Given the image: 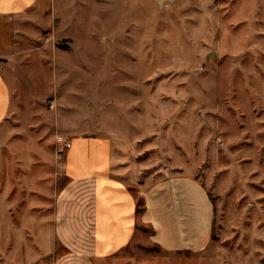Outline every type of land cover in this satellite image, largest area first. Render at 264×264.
Listing matches in <instances>:
<instances>
[{
	"label": "rangeland",
	"instance_id": "1",
	"mask_svg": "<svg viewBox=\"0 0 264 264\" xmlns=\"http://www.w3.org/2000/svg\"><path fill=\"white\" fill-rule=\"evenodd\" d=\"M11 24L0 22V50L20 33L0 60L13 93L0 199L17 228L7 235L0 220V264L65 253L53 220L69 182L60 137L112 139L120 179L190 175L212 200L202 248L168 252L143 229L93 264H264V0H42Z\"/></svg>",
	"mask_w": 264,
	"mask_h": 264
},
{
	"label": "crops",
	"instance_id": "2",
	"mask_svg": "<svg viewBox=\"0 0 264 264\" xmlns=\"http://www.w3.org/2000/svg\"><path fill=\"white\" fill-rule=\"evenodd\" d=\"M41 4L42 0H0V22L6 23V29L11 23L18 26ZM19 35L16 29L10 49L0 50V60L15 56ZM4 73L0 67L1 146L8 137L4 127L13 120V93ZM118 159L112 139L72 140L66 164L69 182L55 201V236L65 250L55 264H93L118 257L143 238V229L150 231L152 242L168 252L198 250L209 241L215 217L211 225V199L195 177L169 175L154 182L152 178L145 183L125 181L116 171ZM121 176L129 177L128 173ZM4 201L0 199V220H5L9 235L17 225L14 206L5 209ZM8 214L11 218L7 221ZM32 222L33 218L27 217L21 224L25 238L29 230L32 232L28 227ZM2 229L0 225V232Z\"/></svg>",
	"mask_w": 264,
	"mask_h": 264
},
{
	"label": "built area",
	"instance_id": "3",
	"mask_svg": "<svg viewBox=\"0 0 264 264\" xmlns=\"http://www.w3.org/2000/svg\"><path fill=\"white\" fill-rule=\"evenodd\" d=\"M58 141L65 149L70 150L72 148V140H70L68 137H60Z\"/></svg>",
	"mask_w": 264,
	"mask_h": 264
},
{
	"label": "trees",
	"instance_id": "4",
	"mask_svg": "<svg viewBox=\"0 0 264 264\" xmlns=\"http://www.w3.org/2000/svg\"><path fill=\"white\" fill-rule=\"evenodd\" d=\"M211 202H212V200H211ZM214 221H215V219H214ZM214 224V223H213Z\"/></svg>",
	"mask_w": 264,
	"mask_h": 264
}]
</instances>
